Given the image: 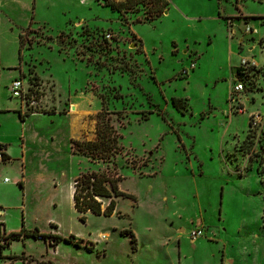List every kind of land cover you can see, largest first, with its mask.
Listing matches in <instances>:
<instances>
[{"label": "rangeland", "instance_id": "obj_1", "mask_svg": "<svg viewBox=\"0 0 264 264\" xmlns=\"http://www.w3.org/2000/svg\"><path fill=\"white\" fill-rule=\"evenodd\" d=\"M106 2L125 6L116 12ZM156 8L155 0H0V109L9 110L0 113V145L10 158L0 181L16 184L25 168V225L55 222L60 236L82 241L49 249L28 238L9 252L48 264H264V140L242 146L263 92L230 101L240 60L264 64V42L255 43L264 1L169 0L147 21ZM19 70L36 102L22 110L38 113L22 122L8 90ZM102 109L120 147L106 163L70 148L94 139ZM89 172L119 176V190L133 196L115 199L119 218L73 210V180ZM0 199L12 205L2 209L7 228L20 227L18 191ZM195 229L202 234L192 240Z\"/></svg>", "mask_w": 264, "mask_h": 264}, {"label": "trees", "instance_id": "obj_2", "mask_svg": "<svg viewBox=\"0 0 264 264\" xmlns=\"http://www.w3.org/2000/svg\"><path fill=\"white\" fill-rule=\"evenodd\" d=\"M258 2L264 0H256ZM139 3V2H136ZM155 4L157 8L154 10H150L151 15L149 20H154L155 18L159 17V14L165 10L169 4V0H155ZM106 5L116 11L120 12L122 8L125 6V3H108ZM247 19V18H246ZM20 39V36H19ZM251 42L254 40H250ZM263 67L260 69L257 68H249L247 70L246 75L239 73V70L235 69L234 74L237 75V79L239 82L242 83L244 93L246 92H253L257 91L259 93L263 92L261 96V107L264 113V73ZM102 104H103V98ZM252 100V99H251ZM171 105L178 109H182L185 107V103L181 99L171 98ZM33 112L23 113L22 115L18 113V118L22 122L24 117L28 116ZM39 114H47L51 115L54 114L53 112H43ZM264 116V115H263ZM95 129H94V139L92 141H77V140H70L71 144V151L80 154L88 158L89 160L95 162H109L111 159H114L115 156L118 154L120 147L118 146V135L116 131L113 129L112 125L110 124L109 117L107 113L102 109L98 112L95 116ZM254 137L258 141L264 140V117L262 124L259 128H251L250 125H247V134L242 141V146H246L247 144L251 145V141L254 140ZM248 138H251L250 140ZM249 140L250 142H248ZM3 146H0V152L2 154L3 160L1 163L7 162L8 157L3 153ZM249 150L252 152V146H249ZM257 155V154H256ZM121 181L119 176L114 177L108 173H98V172H89L85 174L79 175L77 178L73 180L72 185V194H71V201L73 210L80 215L82 219L85 213H90L93 215H102V216H110L112 214L117 215L119 218L120 215L115 211V199L122 198V199H129L134 201L133 196L122 192L118 188V183ZM19 187L20 184H18ZM101 200H106L107 204L102 207ZM51 228H55L54 225H49ZM119 235L128 237L129 243L131 245V249H134L135 245V238L130 231L121 230ZM25 238H32L34 240H42L44 243H48L49 246H56L60 242L72 245L76 248L80 247L82 243L81 240L76 239L74 236L69 235L67 237H62L56 234H43L39 233V231L34 228L30 231H27L23 228V222L21 221V228L17 233L10 234V241L5 244V246L0 248V251L3 249H7L10 242L22 240ZM84 249L89 250L90 248L83 245ZM2 253V252H1ZM8 258V259H20L15 257H2L0 255V259ZM33 261V258H30ZM264 261V255H263ZM35 264H48V263H38ZM50 264V263H49Z\"/></svg>", "mask_w": 264, "mask_h": 264}, {"label": "crops", "instance_id": "obj_3", "mask_svg": "<svg viewBox=\"0 0 264 264\" xmlns=\"http://www.w3.org/2000/svg\"><path fill=\"white\" fill-rule=\"evenodd\" d=\"M0 66H2L1 62H0ZM6 70H12V69H6ZM18 72H19L18 73V77L13 76V78L9 80V83H8L9 93H10V83L13 80H15V79H19V77H20V70ZM1 76H2V73H1V70H0V78H1ZM22 109H23V105H21V102H20L18 109L16 111H14L17 114V118H18V113H20L21 115L24 113ZM2 112H9V110L8 109H0V113H2ZM35 114H38V113L33 112V113L29 114L28 116L35 115ZM2 146H3V149H2L3 153L8 157V161H10L9 153H7V151H5L6 150V146H4V145H2ZM25 152H26V149L24 148L23 149V155H22V157L20 159V162H22V163L25 162V158H26V156H25L26 153ZM23 173H25V168L21 169V174H20L19 178L18 177L16 178V184L11 183L10 179H8L7 183H4L2 180L0 181V191H2V192L3 191H12V190H17L18 191V195L20 197V202L17 204V207L22 212V216H21V221L22 222L25 219V217L23 218V215L25 214V213H23V210H25V205H26V204L25 205L23 204V201L25 203H26V201L27 202L30 201L29 200L30 194H29L28 190H25V188H24ZM18 184H20L21 187L17 186ZM5 205H8L9 207L12 206V205L4 202L2 199H0V221L2 222V224L4 226V229H5V231L7 233H10V234L17 233L20 230L21 226L20 227L19 226L16 227L14 230L8 229L7 225H6V222L3 219V216L6 215V213L2 210L3 206H5ZM46 224L48 225V228L43 230V229L37 228L36 226L25 225V223L23 222V228L25 230H27V231H30V230L36 228L39 231V233L59 235V230H58L59 227L56 226L55 222L52 223L51 221H47L46 220ZM49 225H54L55 228H51ZM26 239H28V238L10 242V244L8 245V248L3 250L2 253L0 254L2 257H10V256H12V257H15V258H20V259L3 258V259H0V264H4L5 261H7V262L21 261L22 264H35V262L40 263L41 260H35V258L30 255L31 253L28 252V251H24V249L19 251L18 253L9 252L10 249L13 247L12 245L21 243V245L23 246V242ZM56 247H57V245L54 248H56ZM47 248L51 249V246L48 245ZM45 251L48 252L47 249H45ZM4 252H7V253L4 254ZM52 255H55L54 251L52 252ZM30 258H33V261L30 260ZM45 262H48V261H45ZM42 263H44V262H42Z\"/></svg>", "mask_w": 264, "mask_h": 264}, {"label": "built area", "instance_id": "obj_4", "mask_svg": "<svg viewBox=\"0 0 264 264\" xmlns=\"http://www.w3.org/2000/svg\"><path fill=\"white\" fill-rule=\"evenodd\" d=\"M243 32L246 34H251V35H256V31L252 30L248 27H245ZM253 40V38H251ZM251 39H249L248 41H250ZM253 42V41H252ZM264 42V36L259 38L258 41H256L255 43L258 45H262V43ZM249 43V42H247ZM252 45V44H251ZM257 68L260 69L261 67H263V71H264V64L262 66H258L255 63L248 61L246 59H241L239 62V65L237 67H235V69L239 70V73L245 74L247 73V70L249 68ZM264 73V72H263ZM233 83H232V87H231V91H230V101H235V102H239L240 100V96L239 95H243L246 96V93H244V89H243V85L241 82L238 81L237 79V75H235L233 73ZM23 81L21 79H15L10 83V95L12 98H19L20 102L24 105V106H28V107H35L36 106V102L35 100L32 98V95H30V92L28 90H24L23 88ZM239 96V97H238ZM253 99L249 100L250 103H252ZM261 105V104H260ZM234 113L238 114V113H242V107L240 104H237V106L235 107V111ZM263 110L262 107L260 106V110L256 111L254 114H252L249 117L248 120V125L251 126V128H259L262 124L263 121ZM3 157L2 154L0 152V163L2 162ZM2 181L4 183L8 182V178L3 177ZM201 231L199 229H195L193 231H191L189 233V237L192 240H195L196 238L201 236ZM103 237V236H102ZM38 240V239H37ZM10 241V233H7L4 229V226L2 224V222L0 221V248L4 247L5 244L7 242ZM3 251V249L0 251Z\"/></svg>", "mask_w": 264, "mask_h": 264}, {"label": "water", "instance_id": "obj_5", "mask_svg": "<svg viewBox=\"0 0 264 264\" xmlns=\"http://www.w3.org/2000/svg\"><path fill=\"white\" fill-rule=\"evenodd\" d=\"M165 13V11H163V14Z\"/></svg>", "mask_w": 264, "mask_h": 264}, {"label": "bare ground", "instance_id": "obj_6", "mask_svg": "<svg viewBox=\"0 0 264 264\" xmlns=\"http://www.w3.org/2000/svg\"><path fill=\"white\" fill-rule=\"evenodd\" d=\"M74 113V112H73Z\"/></svg>", "mask_w": 264, "mask_h": 264}]
</instances>
